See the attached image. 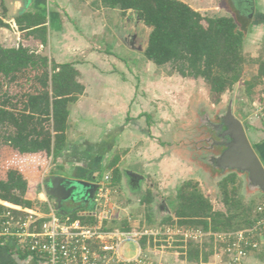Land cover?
Returning <instances> with one entry per match:
<instances>
[{"label": "trees", "instance_id": "16d2710c", "mask_svg": "<svg viewBox=\"0 0 264 264\" xmlns=\"http://www.w3.org/2000/svg\"><path fill=\"white\" fill-rule=\"evenodd\" d=\"M99 2L103 7L119 9L122 13L134 12L145 26L151 28L144 50L145 58L157 66L173 64L182 77L202 78L209 87L212 103H219L223 93L241 80L246 64L243 54L246 27L244 23L238 24L232 16H203L181 0ZM3 18L0 17V27L9 26ZM14 21L25 38L34 35L46 44L45 14L25 11L16 15ZM256 64L255 79L246 83V90L264 82V58H259ZM78 76L71 63L57 64L47 55L22 44L17 47L0 45V92L9 93L10 85L24 90L21 101H12L16 93L0 101V124L14 127V132L7 135V141L20 155L38 154L43 150L52 153L55 158L62 154L66 146L65 131L70 106L84 92ZM22 81L26 88L22 86ZM18 103L21 108H18ZM118 173V169H113L115 180H118ZM234 181L235 176H227L218 182L226 212L214 211L197 183L185 181L178 188L173 217L179 225L213 232L250 225L253 222V217L249 216L253 212L252 206L245 209L238 205L231 200L230 194L234 189L227 190V185ZM27 186L24 172L8 169L5 178H0V199L32 206L26 196ZM233 204H236L234 210L231 208ZM69 214L70 220L78 217L76 212ZM170 220L172 217L164 221ZM194 250L195 253L189 252L187 258L198 261V250Z\"/></svg>", "mask_w": 264, "mask_h": 264}, {"label": "rangeland", "instance_id": "374dc122", "mask_svg": "<svg viewBox=\"0 0 264 264\" xmlns=\"http://www.w3.org/2000/svg\"><path fill=\"white\" fill-rule=\"evenodd\" d=\"M181 1L187 3L194 10L199 11L203 16H232L238 24H245L246 30L244 32L245 37L243 43V54L246 58V64L244 65L242 78L233 86L231 90H226L223 93L219 103H212L209 95V87L202 78L182 77L175 71L173 64L166 63L165 65L157 66L153 62L146 59L144 56V50L147 46L148 35L151 28L145 26L134 12L127 11L122 13L119 32L122 33L123 42L128 45H121L120 49L116 50L119 59L118 61L122 64L120 66L119 78H125V80L129 82L131 88H133L134 93L140 94L143 96V100L146 101L143 104L142 102L139 104V112L142 111V114L141 118L136 120V123L141 122V125H144V121H146L145 124L147 129L149 126L153 127L152 131L148 129L149 138L159 140V136L161 134L160 139L168 142L171 141V139H175V133L179 128V123L181 121H191L194 116L192 108L194 111L195 106L197 107L200 103L207 105L211 104L210 106L212 107L210 110V116L214 118L216 117V121H218L217 123L219 124V121L223 117L229 102L232 101L233 115L242 123L247 137L249 133L251 139L255 140L257 137L252 134L253 132L254 134L257 132V135L262 133L260 136L263 137L264 119L261 113H264V111L262 110L263 102H260V99H263L262 94H264V82L256 84L252 90H246V83L254 81V77L257 73L256 61L259 58H264V26L261 27L260 25L264 22V0ZM3 4L9 3L4 0ZM4 28L5 31L3 30L0 33V45L5 47H16L17 43L20 45L21 40L17 41L18 39L15 38L16 36L10 31L12 30L10 29V26ZM8 33L11 35L9 36ZM131 37L133 38V41ZM26 45H28L27 47H30L32 50L48 56L49 51L46 45L41 48V46L35 45L32 41H29ZM115 69L117 70L116 67ZM114 75H116V73H114ZM161 78H165L170 84V87L166 88L165 91L162 90L163 88L160 86L162 85L160 81ZM78 80L81 82L79 76ZM191 81L193 84H190ZM21 83L22 86L25 88L27 87L24 81ZM158 84L160 87H158ZM153 85L155 86L153 87ZM83 86L84 92L82 95H85L86 88L84 84ZM23 91L24 90H22L19 86L10 85L9 93L0 92V101L7 97L11 98L15 93L16 97L12 98V101H21ZM89 93L96 92L90 91ZM82 95H80L81 97L79 96L81 100L83 99ZM199 95L201 99L196 100V97L199 99ZM192 99L193 101L196 100L194 103L195 105L189 107ZM72 105L70 107H72ZM18 108H21L20 103H18ZM136 115L137 114H134V117ZM204 117L207 118L209 116L205 113ZM203 122L205 121L203 120ZM160 123H164L165 127V131L162 133L156 130V125L158 126ZM204 127L211 128V126L205 124ZM170 129L171 132L169 133L171 135H168V131ZM211 131H213V129ZM13 132L14 127L10 124H0V178H5V174L8 169H17L24 172L28 181L26 196L32 199L35 205H44L46 208L45 204L38 202L37 193L41 190V184L42 186L44 184V181L41 180L43 172L51 171V173H53L54 167L55 170L57 168L56 161L58 157L55 158L52 153H46L44 150L38 154H27L25 156L20 155L7 141V135ZM145 132H147L146 129ZM150 132L154 133V135L150 134ZM177 133H179V130ZM206 133L207 132L204 131L202 137H208L209 133L207 135ZM188 137L189 135L186 133L185 141H187ZM214 137H217L219 140L221 139V137L216 134ZM259 139L261 138L259 137ZM134 143L136 144L138 142L134 141ZM250 144L253 145V142L250 141ZM186 146H188V144H186ZM183 149L187 150L188 148L183 147ZM214 152H219V149ZM207 155L208 153L204 151H201L197 155L195 154V156L192 155V163L197 164L198 162H201L204 170L206 169L209 173V179L203 177L197 178L191 167L184 162V164H182V176H179L180 178L177 180H172L170 182L171 179L169 178H171V176L169 174L168 179L166 177L163 179L153 178L150 176L147 181H144V179L128 177V175L123 172V180L125 182L123 184L121 182L122 175L120 172L118 173V180H115L116 176L113 174V171L107 173V171H109V169H107L109 166H107L106 170L102 171L101 169V172L98 173V167L96 165V160L94 159L92 173L95 175L93 177H89L88 180L96 179L95 183H104L103 186L108 188L110 192V202L116 203L120 207L119 209H121L122 213L123 211H127V207L124 210L123 206L128 205L134 200H139L140 210H134V212H136L135 214L133 212V216L137 219V222H131L134 227H142L150 224L153 225L171 217L172 220L166 222L178 223V220L173 217L174 209L176 207V194L178 188L187 180L197 183L199 191L211 202L214 211L226 212V207L223 203V193L220 187H218V182L221 181L219 180L221 179L219 175L226 174L227 170H220L217 167H213L210 162L206 160ZM186 156L187 155L185 154V157ZM262 158L264 161L263 155ZM63 171L64 169L62 168L58 170V172L61 173H63ZM235 173L234 183H229L227 185L228 191L234 189V191L230 194L231 200L236 201L238 205H241L245 209L250 206H252L253 209L257 203L263 202L264 192L257 188L253 189L252 186L249 185L248 179L244 173L239 171H236ZM49 175L51 174L49 173ZM107 175L109 176L108 180H106ZM212 176L216 177L212 178ZM226 177L227 176L223 177L222 180ZM85 179L87 180V178ZM142 186H144L146 190L144 189L139 196L135 195V193L132 194L135 189L140 191ZM151 193H153V196ZM129 196L132 198H129ZM49 199L51 200L50 197ZM121 201L125 204H121ZM64 208L72 213L77 210H83L84 203L66 202L64 204ZM231 208L234 210L236 208V204H233ZM164 211H166V213ZM232 212L235 213V211ZM237 212H239V208ZM249 216L253 217V212L252 214L250 212ZM262 237L264 241V235ZM214 241L211 237H207L202 242L200 247H195L193 244L175 241L166 245V248L168 247L171 252H175L177 250L179 252V250L181 251L179 247H183L186 249L183 252H190L191 254H194V249L197 248V253L200 258L199 260L203 262L202 264H207L210 256L217 254L215 258L219 259L221 257V252L219 251L221 246L216 244ZM263 241L261 243L262 246L256 250L257 253H255L253 257L242 259V261L245 260L244 264H264ZM134 249L135 247L131 243H125L122 245V252L124 254H130L134 251ZM199 260L197 262H200Z\"/></svg>", "mask_w": 264, "mask_h": 264}, {"label": "crops", "instance_id": "0c3cea01", "mask_svg": "<svg viewBox=\"0 0 264 264\" xmlns=\"http://www.w3.org/2000/svg\"><path fill=\"white\" fill-rule=\"evenodd\" d=\"M5 1L9 4H3L4 0H0V17L4 16L3 20L9 24L10 29H12L10 31L16 36L17 41L21 40L20 44L26 47L28 46L26 43L29 41L41 46V48L46 45L49 51L48 57L57 64L71 63L78 71L79 78L86 88L87 95L83 94V99L79 98L70 107L65 131L66 146L57 158L56 170L54 167V172L51 174L69 175L84 180L87 178L88 180L89 177L95 175L92 173L93 160L95 159L98 173L101 172V169L102 171L106 170L107 166H109L107 173L113 169H118L122 175L121 182L123 184L125 183L123 172L126 169L138 173L143 177L139 179H144V181H147L150 176L168 179L169 174L171 176L170 182L177 180L180 178L179 176H182V164L184 162L191 167L197 178H201L199 170L202 169V163H192V155L195 156L199 151L197 152L192 144L197 125L196 114L200 109L199 105L203 103L195 106L194 111L192 108L194 116L191 121H181L177 129L179 133L176 131L175 139L168 142L160 139L161 134L159 140L149 138L148 129L152 131L153 127L149 126L147 129L146 121H144V125H141L139 121L136 123L142 114V111L139 112V104L146 101L143 100V96L134 93L133 88L125 78H119L122 64L118 61L116 50L120 49L121 45H128L123 42L122 33L119 32L121 10L103 7L99 0H31L26 10H24V0ZM25 11L45 14L46 44H42L40 39L34 35L25 38L23 31L18 30L14 18ZM260 25L263 27L264 22ZM4 29V27H0V33ZM8 35L11 34L8 33ZM160 81L162 90L165 91L166 88L170 87L165 78H161ZM190 84H193L192 81ZM160 86L158 84V87ZM90 91L96 93H89ZM262 96L263 99H260V102H263L262 110L264 111V94ZM195 99L200 100V95L199 99L197 97ZM195 101L192 99L189 107L195 105ZM134 114L137 115L134 117ZM261 115L264 119V113ZM164 128V123L156 125V130L160 133L165 131ZM186 133L189 135L187 141H185ZM150 134L154 135L152 132ZM252 134L257 138L252 140L248 133V140L253 142L251 146L264 167L262 158V155L264 157V135L262 137L260 136L262 133H260L258 136L257 132ZM134 141L138 143L135 144ZM186 144H189L191 148L187 152L183 149ZM208 157L210 154L207 155L206 160ZM60 168L64 169L63 173L58 172ZM144 189L146 190L142 186L140 191L135 189L132 194L135 193L139 196ZM39 193L41 190L38 191L37 195ZM151 194L153 196V193ZM129 198L132 197L129 196ZM132 202L123 206L124 210L127 207V211L120 214V224L122 225L129 226L132 225L131 222H137L133 212L140 210V202L139 200ZM123 203L121 201V204ZM88 205L89 203L84 204V206ZM179 249L181 251L171 252L168 247L156 250L152 246H148V251L153 253L152 258L154 260L161 259L163 264L203 263L200 260V262L188 260V253L183 252L186 249L183 247H179ZM255 253L257 251L250 253L248 258L253 257ZM215 256L216 254L210 256L207 264H218L219 259ZM0 264L38 263L26 254L14 252L10 246H0Z\"/></svg>", "mask_w": 264, "mask_h": 264}, {"label": "built area", "instance_id": "2783aa9c", "mask_svg": "<svg viewBox=\"0 0 264 264\" xmlns=\"http://www.w3.org/2000/svg\"><path fill=\"white\" fill-rule=\"evenodd\" d=\"M49 173L43 172L41 180ZM103 185L98 182L89 205L77 210L78 217L72 220L70 212L55 210L42 184L37 200L46 208L29 197L32 206L0 199V246H10L38 264H163L152 258L148 246L161 250L176 241L200 247L207 237L221 246L218 264H244L242 259L262 246L264 201L253 208V222L236 230L213 232L170 222L123 227L121 209L110 202L109 189ZM125 243L134 245L132 253L122 252Z\"/></svg>", "mask_w": 264, "mask_h": 264}, {"label": "water", "instance_id": "95a60500", "mask_svg": "<svg viewBox=\"0 0 264 264\" xmlns=\"http://www.w3.org/2000/svg\"><path fill=\"white\" fill-rule=\"evenodd\" d=\"M24 1V10H26L31 0ZM219 126L223 129L227 141L218 145H223L225 149L217 155L212 153L207 161L220 170L231 169L244 173L250 186L264 192V167L252 148L242 123L233 115L232 101L229 102L225 115L219 121ZM124 173L128 177L143 178L128 169L124 170ZM43 181V189L53 201V206L59 214L69 213L64 208L66 202L88 204L98 188L96 179L84 180L69 175L51 174Z\"/></svg>", "mask_w": 264, "mask_h": 264}, {"label": "flooded vegetation", "instance_id": "af4514ba", "mask_svg": "<svg viewBox=\"0 0 264 264\" xmlns=\"http://www.w3.org/2000/svg\"><path fill=\"white\" fill-rule=\"evenodd\" d=\"M132 41H133V38H132ZM199 106H200V109H198L197 114H196L197 115L196 116V124L197 125H196V129H195V134H193V144L192 145H194V149L197 152L199 151V153L201 151H204V152H207L208 154H210V156L212 153L217 155L218 153H221V151L225 148L223 145H218V143H223L224 141L227 140V138L223 135V129L220 128L219 124L217 123L218 121H216V117L214 118V117L210 116L211 107L207 104H201ZM213 108H214V106H213ZM205 113L209 117H207V118L204 117ZM224 115H225V113L223 114V116ZM203 120L205 122H203ZM204 124L211 126V128L204 127ZM212 129H213V131H211ZM204 131L207 132L206 135L209 133L208 137H202V134L204 133ZM215 134L217 136H220L221 139L219 140L217 137L215 138L214 137ZM213 137H214V139H213ZM201 146H202V148H201ZM186 147L188 148L186 150V152L191 150V148L189 147V144ZM218 149H219V152H214L215 150L218 151ZM199 153H197V154H199ZM226 170H227L226 174L219 175V177H221V179H219V180H222V178L225 176H235V174H236L235 170H231V169H226ZM199 174H200L201 178L203 177V178L209 179V176H208L209 173L206 171V169L204 170L203 166H202V169L199 170ZM213 177H216V176H212V178ZM252 188L255 189L254 187H252ZM164 208H166V207H164ZM164 212L166 213V211H164ZM162 221H164V220H162Z\"/></svg>", "mask_w": 264, "mask_h": 264}]
</instances>
